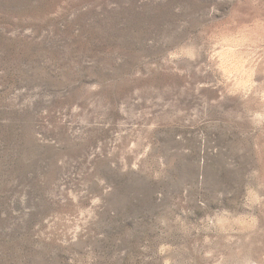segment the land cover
I'll return each instance as SVG.
<instances>
[{
    "label": "rangeland",
    "instance_id": "obj_1",
    "mask_svg": "<svg viewBox=\"0 0 264 264\" xmlns=\"http://www.w3.org/2000/svg\"><path fill=\"white\" fill-rule=\"evenodd\" d=\"M0 264H264V0H0Z\"/></svg>",
    "mask_w": 264,
    "mask_h": 264
}]
</instances>
